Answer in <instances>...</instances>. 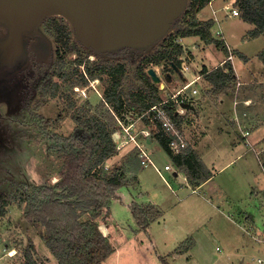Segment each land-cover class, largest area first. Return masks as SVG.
<instances>
[{
  "label": "rangeland",
  "instance_id": "1",
  "mask_svg": "<svg viewBox=\"0 0 264 264\" xmlns=\"http://www.w3.org/2000/svg\"><path fill=\"white\" fill-rule=\"evenodd\" d=\"M227 1L234 2V0H213L212 7L217 9ZM209 5L208 3L197 14L199 20H206L209 16L211 18ZM59 16L62 17L58 14L49 15L44 17V20L48 21L52 17ZM217 17L219 24L213 25V35L216 36L215 30H221V37H216L222 38L229 48H243L252 54L262 44L261 39L248 36L247 32L253 28V25L242 21L240 16H227L225 11L221 10L217 13ZM62 18L73 30L69 21ZM176 28H171L169 32ZM36 29L44 33L42 24H38ZM44 35L49 37L45 33ZM244 36L248 38H243ZM260 37L264 38V34ZM72 38L75 39L73 31ZM183 38H177L182 46H190L187 42L191 45L199 42V39L194 41L193 38ZM50 40L53 51L48 72L53 70V60L57 55L56 43L52 38ZM160 40L144 52L135 53L132 50L126 53L119 52L110 55L109 59L105 57L107 54L96 53L79 41L76 42L80 54L84 56L82 64L84 67H77L78 74L75 75L76 73L72 71L76 67L74 60L78 53L67 54L66 74L63 77L53 76V80L57 82L54 92L52 91L53 95L51 92L40 94L39 77L33 81L26 80L24 77L20 78L17 86L13 82L5 84L0 82V192L12 194L17 188L23 186L25 190L31 191L36 184L52 183L57 179L55 176L60 166L56 152L57 138L73 133L81 134L80 128L71 116L77 115L80 119L87 114L99 117L108 115L114 121L113 110L115 109L117 113L121 112V121L124 122V103L128 105L124 99L129 97V92H138L142 89L141 81L136 77L135 68L144 55L153 53L158 48ZM199 44L204 45L205 42L202 40ZM213 44H207L204 50L196 52L194 68L201 67L203 63L211 66L219 63L223 52L216 51ZM181 55H186V59H189L184 47ZM94 56L97 58L94 65L122 64L123 72L112 75L103 71L98 78L81 82L83 84L79 83L80 73L86 69L90 58ZM180 56L178 58L182 68ZM190 56L193 57L192 54ZM235 62L239 65L242 61L236 58ZM149 67L154 68L161 77V82L157 84L161 90V96L170 97L173 91L171 87L176 85L173 80L178 76L175 70L172 69L170 72L172 79L168 82L160 66L148 64ZM114 79L119 81L118 86L123 99L121 105L107 103L103 99ZM72 80H75L73 85H71ZM182 94L186 95V91ZM225 99L229 107V96ZM141 124L138 120L135 125L142 127ZM132 148L134 147L129 144L118 148L117 154L112 156L110 161H105V167L119 166ZM147 150L157 168L163 170L162 167L165 164L171 165L166 161L167 156L163 151L159 150L155 153L148 146ZM241 166L242 162L238 161L217 174L215 180L220 187L216 194L211 196L203 189L192 193L188 187H179L176 180H181L180 174V178L175 180L171 172H162V177L153 166L140 167L137 170L139 191L143 193V199L154 202L164 211V220L151 224L146 232L141 229L136 232V222L127 206L129 194L125 188H121L110 204L108 218L100 223V230L111 237L116 248L113 254L101 264H165L167 262L171 264H260L257 259L264 260V256L258 253L256 246L259 245L254 241L253 235L261 236L264 232L260 233L258 230L254 232L251 226L255 222L257 228H263L264 198L261 193L257 196L253 195L254 188L247 184L252 176L247 175ZM253 170L260 179L258 170L257 172ZM259 179L258 183H255L256 190L258 188L264 190V181ZM166 182L170 184L174 193ZM193 198H198L199 202L205 205L197 204ZM203 198L204 200L201 201ZM207 199L215 206L217 213H213L208 207L210 203L205 201ZM26 201L22 202V206L16 201L11 202L6 207L4 215L0 217V264H24L23 254L29 239L34 245L32 256L35 264H58L39 236L38 230L25 221L24 213L28 207ZM247 214L251 219L246 220ZM238 223H243L245 227L241 229ZM189 235L194 241L192 249L181 258H173L175 253H172V244L185 240ZM175 240L178 241L173 243ZM150 241H153L155 247L151 246Z\"/></svg>",
  "mask_w": 264,
  "mask_h": 264
},
{
  "label": "trees",
  "instance_id": "2",
  "mask_svg": "<svg viewBox=\"0 0 264 264\" xmlns=\"http://www.w3.org/2000/svg\"><path fill=\"white\" fill-rule=\"evenodd\" d=\"M210 1L188 0L184 12L171 24V28H177L160 40L158 48L153 53L141 58L135 72L137 79L141 81L142 89L138 92H129V97H124V102H128L127 109L145 112L151 105L164 100L161 90L147 73L148 64L160 66L164 73L171 72L175 66L180 68L178 57L183 52V47L177 38L199 36L205 43H214L228 56L229 50L224 40L215 37L211 32L214 19L197 18L200 10ZM233 5L239 9L240 18L253 25L247 32L249 37L264 34V0H234ZM44 28L54 37L57 43L56 50H61L64 53L63 57L77 52L75 63L83 62L84 56L80 54L77 44L75 45L78 41L72 38L73 30L62 17H52L46 21ZM130 50L138 52L135 49L122 48L116 53L105 54L110 56ZM63 57L56 59L55 69L44 83L45 91L51 92L52 95L57 83L53 76L59 75L60 66L66 63ZM258 57L264 62V48L258 53ZM93 65L89 61L86 66V73L90 78H97L103 71L112 75L123 72L122 64ZM203 70L205 79L214 86L223 85L232 79L233 66L230 59H226L222 65L210 71L205 68ZM79 76L81 79L79 83L86 82L83 73ZM74 83L75 80H72L71 85ZM118 84L119 81L114 79L109 91L105 93L104 99L107 103L117 105L123 103ZM163 106L179 124L180 114L176 112L178 106L175 102L169 100ZM73 119L82 129V135L71 134L57 138L56 152L60 160L55 176L57 179L52 183L36 184L31 191L25 190L23 186L12 194L0 192V217L4 215L6 207L11 202L16 201L22 206V202L27 200L25 221L38 230L39 236L58 264H101L116 248L111 237L100 230V223L108 218L110 204L117 197L118 191L124 187L135 188L138 184L136 177L138 152L134 147L119 166L105 167V161L118 151L112 137L115 120L108 115L99 117L93 114H87L80 119L73 115ZM142 123L151 128L150 137L156 139L173 164L184 171L191 186L195 187L211 176V171L191 145L186 144L179 152L174 153L168 145L169 136L158 124L150 123L147 114L142 118ZM129 208L136 222V232L138 229L146 232L150 223L162 215V211L151 203L142 205L131 202ZM193 243L192 237H187L178 244L177 249L180 252L185 251L192 247ZM33 248V242L29 239L23 254L24 264H35Z\"/></svg>",
  "mask_w": 264,
  "mask_h": 264
},
{
  "label": "crops",
  "instance_id": "3",
  "mask_svg": "<svg viewBox=\"0 0 264 264\" xmlns=\"http://www.w3.org/2000/svg\"><path fill=\"white\" fill-rule=\"evenodd\" d=\"M212 9V3H210L209 14L211 17L213 16ZM218 12L219 11L217 10L215 14L217 15ZM205 16L207 18V15ZM216 24H219V22L214 23V26ZM214 26L212 27V34H214ZM218 31L221 32V30ZM260 36L261 35L254 37L261 39L262 44L252 54L248 53L243 48H229V46L225 43L228 48L232 50V59L230 61L233 66V74L230 81L223 85H218L219 87H217V85H211L205 79V73L203 69L205 68L207 71H210L214 67L222 65L227 59L226 54L223 52V50L218 49L215 46L216 51L223 52L219 63L215 66L203 63L201 67L194 68L195 66L193 61H195V56L197 55L196 52H200L203 48H205V46H207V44L212 43L200 45L199 43L202 40L199 38V36H184V38H193L194 41L199 39V42H193L194 45H191L190 42H187L190 46H182L188 53L189 59H186V55L180 56L182 68L179 69L180 74H177L178 76L176 75L177 77H175L173 80L175 81L176 85L171 87V90L173 91L170 96L172 94H177L179 88H181L184 84L190 83L189 92L186 91V95L180 93V96L183 95L186 101L183 103L184 112L179 116L181 120L179 124L186 138L187 145H191L194 148L198 157L211 171V176L201 182L199 185L195 187L191 186L187 181L184 171L173 164L169 156L162 149L156 139L152 137L146 139L147 146L151 147L152 152L157 153L159 150L163 151L167 156L166 161L171 164L170 169L165 170L162 167L163 170H161L159 168L161 172H171L175 180L180 178V174L181 180H176L177 184H179V187H188L192 193L198 189H203V191L208 193L210 196L215 195L218 188L220 187V185H218L215 180L217 174L222 172L227 166H231L232 164H236L238 161H241V169H244L243 171L247 173V175L252 176L251 180L254 181L250 182L251 180H248L247 183L251 188H254L252 191L253 195L257 196L259 193H261L264 196V190L259 188L256 190L255 183H258L257 180L259 178L258 175L254 174L253 170L255 169L256 172L258 170L261 176L259 180L264 181V62L258 57V53L264 48V38ZM243 38L248 37L244 36ZM189 51L193 56L192 58L189 54ZM236 58L242 61L241 64H236ZM193 88L196 89L195 93H191ZM177 96L179 97V93ZM228 96L230 98L229 107L228 104H226L228 102L225 99V97ZM235 100L238 102L237 107H234ZM234 108L237 109L238 115H240L243 111L247 112V117L243 120L246 125H249L248 128L250 132L247 136L243 135L242 130L232 120ZM255 151H259V153H256ZM111 158L112 157L107 159V162L110 161ZM136 167L138 170L142 166L137 163ZM136 177L138 184L135 186V188L124 187L129 194V203L127 206L129 207L131 202L142 205L147 203L154 204L162 211V215L157 220L151 222L149 226L154 223H160L164 220V211L154 202L143 199V193L139 191L140 183L137 172ZM166 184L170 188V184L167 182ZM170 189L171 192H173V189ZM263 196L262 198H264ZM193 199L196 200L197 204L205 205V203L199 202L198 198ZM203 200L204 198L201 201ZM205 201L207 203L209 202L208 199ZM209 203L210 204L208 207L211 209V211L213 213H217L218 211L212 202ZM247 215L249 217L245 216L246 220L250 218V215ZM109 221L111 223L110 219ZM238 226L241 229L245 227L243 223L239 224ZM251 227L254 229V232L256 230H258L260 233L264 232V224L262 229L257 228L255 222L252 223ZM188 237L191 236L189 235ZM177 241L178 240H175L173 243H176ZM150 244L151 246L155 247L153 241H150ZM177 244H172V253H175V257H172L175 259L181 258L193 247L192 246L189 249L180 252L177 249ZM257 245H259L256 246L258 253H262L264 256V243L257 242ZM161 257L165 258V256ZM168 263L171 264L170 262Z\"/></svg>",
  "mask_w": 264,
  "mask_h": 264
},
{
  "label": "water",
  "instance_id": "4",
  "mask_svg": "<svg viewBox=\"0 0 264 264\" xmlns=\"http://www.w3.org/2000/svg\"><path fill=\"white\" fill-rule=\"evenodd\" d=\"M186 4L187 0H0V68L11 74L18 68L11 66L14 59L25 61L26 42L46 16L67 19L75 39L96 53L122 48L141 53L168 34ZM4 56L10 60L5 62ZM179 69L173 70L179 75ZM147 73L155 84L161 82L154 68ZM164 77L170 82L172 74L166 72Z\"/></svg>",
  "mask_w": 264,
  "mask_h": 264
},
{
  "label": "built area",
  "instance_id": "5",
  "mask_svg": "<svg viewBox=\"0 0 264 264\" xmlns=\"http://www.w3.org/2000/svg\"><path fill=\"white\" fill-rule=\"evenodd\" d=\"M211 1L209 2V4ZM225 11V15L229 16H239V9L233 5V1H227L224 2L219 8L212 9L214 22H218L219 19L217 15L215 14L216 11ZM216 36L221 37V32L216 31ZM215 36V37H216ZM222 39V38H221ZM228 47V46H227ZM229 53L227 56V59H232V52L228 48ZM190 83L184 84L181 88H179L177 94L179 93V97L177 94H172L170 97L165 98L161 102H158L156 104L151 105L145 112H139L134 111L133 109H127L125 110V107H127L124 103V115L123 120L120 116V113L113 112L114 115V130L112 131V137L113 140L116 143V149L121 148L125 146L126 144L132 145L137 149L138 152V158H139V164L142 167L145 166H153L156 171L159 173V175H162V172L157 166L154 164V161L151 158V154L147 150V142L146 139L149 138L152 134L151 128L144 125L142 123V118L145 116V114L148 115L149 122L154 124H158L159 127L169 136L168 145L169 148L174 152L177 153L181 150V148L185 147L187 144L186 138L184 136V133L180 127V125L174 120L169 110H167L163 104L168 102L169 100H173L175 104L178 106L177 113L183 114L184 108L183 103L186 101L184 96H180V93L186 91V87L189 86ZM164 86V84L162 83ZM158 86V85H157ZM196 89L193 88L191 90V93H195ZM237 101H234V107H237ZM121 108V107H120ZM121 110V109H120ZM247 117V112L243 111L240 115H238L237 109L234 108L233 111V117L232 120L237 124V126L242 130V133L244 136H247L249 134V128L248 124L246 125L245 122H243L244 118ZM140 120L142 127H138L136 122ZM256 153H259V151H255ZM165 170L170 169L171 165L165 164L163 166ZM253 238L258 243H264V234L261 236H257L256 234L253 235ZM257 261L260 264H264V260L258 258Z\"/></svg>",
  "mask_w": 264,
  "mask_h": 264
},
{
  "label": "flooded vegetation",
  "instance_id": "6",
  "mask_svg": "<svg viewBox=\"0 0 264 264\" xmlns=\"http://www.w3.org/2000/svg\"><path fill=\"white\" fill-rule=\"evenodd\" d=\"M44 19L45 18H43L38 24H42V29H43L44 33L46 35H48L50 38H52V40L55 42L54 37L49 35L48 32L44 28L45 23H46V20H44ZM44 33H42L41 31H38L37 29L35 30V32L32 34V36L30 38H28V42H26L27 56H26L25 61H24V59L22 57L14 59L11 62V66H17L18 68L15 69L14 71H12L11 74H9L8 72L4 73V72L1 71V70L6 71L8 69H0V82H3L4 84L13 82L17 86L18 85V81L20 80V78L23 79V77H24V78H26V80H32L33 81V80L38 79V77H39V83H40L39 84V91H40V94L43 95V94L48 93L47 91H45L44 83L47 81L49 75L51 73H53V70L55 68L53 67V70L48 72V68H49V66H51V63H52V51L53 50H52V45H51L52 42H51L50 38L46 37L44 35ZM32 45L36 46V50H33V48L31 47ZM75 45H76V43H75ZM56 48H57V43H56ZM56 48H55V50H56ZM121 52L122 51H120V53ZM56 54L57 55L55 56V58L53 60L54 63H55V61H56V59L58 57H61V56L63 57L64 56V53L61 50H56ZM105 57L107 59H109L111 56L106 55ZM93 59H94V61H93ZM95 59H97V58H95V56L92 57V59L90 58V62L95 64L96 63ZM0 60H1V58H0ZM2 60L7 62L10 59H8V57L6 56ZM63 61L66 62V63L64 65H62V67L60 66V68H61L60 69V74L58 75L60 77H63L66 74L65 69L67 68V65H68V62H67L65 57H63ZM83 63H84V60H83V62L81 64H75L76 67L73 68V71H72L73 73H76L75 75L78 74V68L77 67H79V66L84 67L82 65ZM53 64H52V66H53ZM105 64L108 65L107 63H105ZM81 73L84 74V76L86 77L87 81L95 79V78L91 79L90 77L87 76L86 69L83 70ZM8 78H9V80H8ZM104 101H105V99H104ZM113 111L116 112L115 110H113ZM71 117L73 118V116H71ZM80 130H81V134L80 135H82V129L80 128ZM73 135H76V134L73 133Z\"/></svg>",
  "mask_w": 264,
  "mask_h": 264
}]
</instances>
